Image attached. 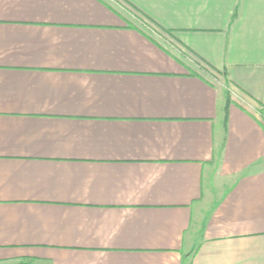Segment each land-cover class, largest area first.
I'll return each mask as SVG.
<instances>
[{
	"label": "crops",
	"instance_id": "obj_1",
	"mask_svg": "<svg viewBox=\"0 0 264 264\" xmlns=\"http://www.w3.org/2000/svg\"><path fill=\"white\" fill-rule=\"evenodd\" d=\"M0 264H264V0H0Z\"/></svg>",
	"mask_w": 264,
	"mask_h": 264
},
{
	"label": "rangeland",
	"instance_id": "obj_2",
	"mask_svg": "<svg viewBox=\"0 0 264 264\" xmlns=\"http://www.w3.org/2000/svg\"><path fill=\"white\" fill-rule=\"evenodd\" d=\"M229 93V96L232 98V99H234V100H238V97L236 96V94L234 93H232V92H228Z\"/></svg>",
	"mask_w": 264,
	"mask_h": 264
}]
</instances>
